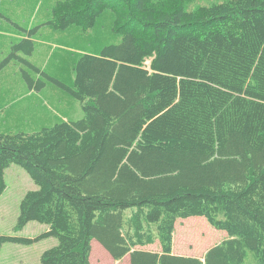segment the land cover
Masks as SVG:
<instances>
[{"label": "trees", "instance_id": "1", "mask_svg": "<svg viewBox=\"0 0 264 264\" xmlns=\"http://www.w3.org/2000/svg\"><path fill=\"white\" fill-rule=\"evenodd\" d=\"M187 2H58L55 29H91L112 11L122 37L80 57L72 85L30 61L34 33L24 30L0 71L18 62L30 90L51 83L84 116L0 134V198L12 165L38 186L16 229L48 227L36 239L0 236V250L53 237L43 264H91L93 241L130 264H264V0ZM191 217L229 236L203 260L173 254L176 223ZM156 243L160 252L141 249Z\"/></svg>", "mask_w": 264, "mask_h": 264}, {"label": "rangeland", "instance_id": "2", "mask_svg": "<svg viewBox=\"0 0 264 264\" xmlns=\"http://www.w3.org/2000/svg\"><path fill=\"white\" fill-rule=\"evenodd\" d=\"M60 1L64 0H0V63L11 53L12 46L21 41L22 29L32 30L36 48L34 56L29 57L30 61L42 72L72 85L74 66L80 57L100 54L106 46L122 42V37L113 29L115 17L112 11L104 13L91 29L79 26L67 30L55 29L48 22L53 20V9ZM187 1L186 8L190 11L225 0ZM15 34L19 38H15ZM21 70V65L15 62L0 71V107H5L0 112V134L36 132L62 122L65 116L73 120L83 118L81 104L51 83H47L40 92H30L22 79ZM30 73L35 80L42 78L33 71ZM43 80L46 81V78ZM15 97L21 101L17 102ZM18 108L17 114H29L15 121L12 114ZM5 181L7 189L0 198V236L26 239L42 236L48 227L38 222H30L21 230L16 229L23 198L29 191L37 190L38 186L18 165L6 170ZM228 237L226 231L213 228L204 217L179 219L173 235V252L202 258L209 249ZM57 244L58 240L53 237L30 245L6 242L0 250V264H43L44 252ZM147 247L152 252L161 251L159 244L160 251L156 244L143 249ZM124 258L115 261L100 243H92L91 264H128L130 256Z\"/></svg>", "mask_w": 264, "mask_h": 264}, {"label": "crops", "instance_id": "3", "mask_svg": "<svg viewBox=\"0 0 264 264\" xmlns=\"http://www.w3.org/2000/svg\"><path fill=\"white\" fill-rule=\"evenodd\" d=\"M25 29H22V31L20 32L22 35H21V40H23L24 38H28V36H27V34L25 33V31H24ZM19 33V34H20ZM15 38H19V36L18 35H16L15 34ZM33 40H34V37H33ZM35 41V40H34ZM35 53V52H34ZM93 55H98V54H93ZM34 56V55H33ZM31 60V59H30ZM12 63H15V61L14 62H12ZM11 63V64H12ZM16 63H18V62H16ZM11 64H9V65H11ZM8 65V66H9ZM6 68V67H5ZM4 68V69H5ZM4 69H2V70H4ZM1 70V71H2ZM20 73V72H19ZM23 79V78H22ZM72 80H73V78H72ZM73 83V82H72ZM28 90L30 91V92H32V93H35V92H37V91H32V90H30L29 88H28ZM65 92V91H64ZM16 98V97H15ZM16 101L18 102V101H21V100H19L18 98H16ZM5 109V107L4 106H1L0 107V112H2L3 110ZM18 110H19V108L18 109H16L14 112H13V114H12V119H14L15 121L16 120H18L19 118H21V117H23V116H27L29 113H21V114H17V112H18ZM30 113L31 114H33V112L30 110ZM80 119H81V117H80ZM79 120V119H78ZM63 121H76V120H73V119H70L69 117H67V116H65V118L62 120V122ZM60 123V122H59ZM16 124V123H15ZM41 130V129H40ZM24 132V131H23ZM26 133H31V132H26ZM94 242V241H93ZM151 246V245H150ZM156 247L158 248V244L156 243ZM141 249H143V248H141ZM159 249V248H158ZM144 250V249H143ZM147 251H150V250H148V247H147V249H146ZM159 251H160V249H159ZM173 254L174 255H178V254H175L174 252H173ZM191 257H194V256H191ZM204 257V256H203ZM203 257L202 258H200V257H197V258H199V259H202L203 260ZM113 259V258H112ZM125 259V258H124ZM124 259H122V260H124ZM121 260V261H122ZM128 264H130V262L128 263Z\"/></svg>", "mask_w": 264, "mask_h": 264}, {"label": "bare ground", "instance_id": "4", "mask_svg": "<svg viewBox=\"0 0 264 264\" xmlns=\"http://www.w3.org/2000/svg\"><path fill=\"white\" fill-rule=\"evenodd\" d=\"M137 2V1H136ZM75 3V2H74ZM133 3V2H132ZM85 4V3H84ZM133 7H134V5H133ZM175 8V7H174ZM175 10V9H174ZM125 11V10H124ZM117 12V11H116ZM120 12V11H119ZM156 13V12H155ZM117 16H118V14H117ZM145 16V15H144ZM121 18V17H120ZM153 18H154V16H153ZM120 21V20H119ZM135 21V20H134ZM75 23V22H74ZM122 28V27H121ZM142 37V36H141ZM190 37V36H189ZM258 143H260V142H258Z\"/></svg>", "mask_w": 264, "mask_h": 264}]
</instances>
